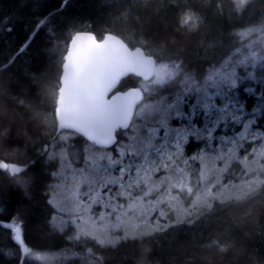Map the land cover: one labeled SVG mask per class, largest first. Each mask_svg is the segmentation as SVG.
<instances>
[{"label":"snow or ice","instance_id":"1","mask_svg":"<svg viewBox=\"0 0 264 264\" xmlns=\"http://www.w3.org/2000/svg\"><path fill=\"white\" fill-rule=\"evenodd\" d=\"M121 2L114 0L117 4ZM127 2L134 5L137 0ZM243 3L244 0H237V7ZM70 5L71 0H57L51 9L38 15L33 13L31 24L23 25V39L0 61V72H8L21 57L26 56L29 62L34 54L47 59L48 46H54L60 28L67 27L58 25L56 20ZM192 20L193 14H188L181 24L187 26ZM3 22L4 18L0 17V25ZM13 30L11 26H0V34H11ZM145 40L151 41V38L145 37ZM142 46L150 48L151 43ZM237 55L239 59L217 61L219 67L213 65L214 70L207 74L202 86H197L200 82L185 74L184 87L175 91L174 96L164 95L178 83L177 78L183 71L181 63H157L159 57L153 59L141 47L130 50L128 44L110 33H101L100 39L91 31H77L70 36L64 47L58 97L52 109L56 135L41 138V146L31 151L44 161V168L56 166L65 170L48 171L49 178L75 180L77 172L90 174L75 184L74 209H60L75 213L70 214L60 231L63 234L77 230L67 239L78 246L89 239L93 241L96 251L88 249V253L97 264H107L106 253L117 251L128 241L142 243L154 234L181 225L191 227L222 208L244 209L257 194H264L261 178L264 164L260 163L264 160V144L259 150L255 147V142L264 141V130L258 127L253 130L264 119V76L258 78L248 70L258 66L264 69V56L249 49L247 54L238 52ZM237 67L243 74H238ZM134 77L142 78L137 86L118 90L126 86L122 83L125 78ZM23 78L32 88L37 87V77L31 74L30 68L24 71ZM238 81L245 84L243 92L254 98L250 111L247 101L240 97ZM247 81L253 83L248 85ZM12 101H16L15 96ZM233 126L243 131L230 136L228 130ZM247 137L251 140H246ZM0 138L5 141L12 138L2 122ZM73 140L75 143H70ZM88 142L99 146L105 155H89ZM222 143L232 144L233 148L210 155ZM50 144L61 151H52ZM249 148L256 157L255 168L247 163ZM239 155L243 156L242 160ZM69 156L74 158L70 160ZM37 162L0 160V171L10 175L22 201L32 198L29 188L34 181L29 172ZM68 171L72 172L71 177L66 174ZM154 176L158 182L153 181ZM44 196L52 207L48 193ZM205 208L207 211H202ZM134 218L140 223H133ZM106 220L110 224L105 227ZM255 220L256 214L249 209L236 217L233 224H254ZM82 224L88 226L87 230ZM0 227H7L9 240L15 246V251L0 248V260L13 259L16 264H25L31 245L26 238L21 209L13 210L11 203L2 199ZM261 230L264 231V225ZM214 246L227 252L235 244L220 247L218 238L208 237L206 248ZM72 258H79V253Z\"/></svg>","mask_w":264,"mask_h":264},{"label":"trees","instance_id":"2","mask_svg":"<svg viewBox=\"0 0 264 264\" xmlns=\"http://www.w3.org/2000/svg\"><path fill=\"white\" fill-rule=\"evenodd\" d=\"M56 4L57 0H0V17L4 18L0 26L14 29L11 34H0V61L6 59L23 39V25L31 24L33 13L38 15ZM188 14H193V20L183 26L181 21ZM56 23L67 27L60 28L58 38L53 41L54 46H48L47 59L34 54L29 62L26 56L21 57L8 72H0V122L10 130L12 137L10 141L0 138V160L9 163L38 160L29 172L34 181L29 188L31 200L19 199L21 193L15 182L3 171H0V199L11 203L13 210L21 209L26 238L31 245L25 264H97L88 253V249L96 251L93 241L89 239L86 244L78 246L75 241L67 239V236L75 234L74 229L62 234L55 226L53 217L57 209L54 205L49 207L44 193L47 192L51 199L56 178H49L46 173L58 169L56 166L44 168V161L31 151L41 146V138L56 135L52 109L58 97L66 42L80 30L92 31L98 38H101V33L112 32L131 46L150 42L151 47L144 48L149 54L159 57L157 63L183 65L178 83L185 74L202 81L213 65L219 66L217 61L224 62L264 30V0H244L239 8L237 0H137L134 5L127 0H122L121 4L114 3V0H71L70 7L57 18ZM245 32L248 35H241ZM145 37H150L151 41H146ZM29 68L37 77L36 88L23 78L24 71ZM258 75L264 76V69L261 68ZM138 80L142 79L125 78L122 83L126 86L118 90L137 86ZM252 83L246 82L248 85ZM244 86L241 83L239 94L247 101L250 111L255 101L243 92ZM13 96L16 97L15 102L12 101ZM254 127L264 130V119ZM70 143H75V140ZM49 146L52 149L53 145ZM48 185L51 187H46ZM249 209L256 214L254 224L234 225L235 218L243 216ZM262 225L264 194H257V198L251 199L244 209L222 208L191 227L181 225L162 234H154L142 243L128 241L117 251L106 253L107 264H264ZM208 237L218 238L220 247L226 243H234L235 247L227 252H221L215 246L206 248ZM0 248L6 252L15 251L7 227H0ZM77 253L79 258H72ZM0 264H16V261L3 259Z\"/></svg>","mask_w":264,"mask_h":264},{"label":"rangeland","instance_id":"3","mask_svg":"<svg viewBox=\"0 0 264 264\" xmlns=\"http://www.w3.org/2000/svg\"><path fill=\"white\" fill-rule=\"evenodd\" d=\"M247 49L251 50V51H255L257 52L260 56H264V30L262 32H260L258 35H256L255 37L251 38L247 44L241 49H237L229 58H227L224 62L226 61H232L233 59H239L240 57L237 55L238 52H245V54H247ZM216 67H219V66H216ZM261 69V67H256V68H249L248 70L249 71H253L254 74L259 78V75H258V71ZM214 68L212 67L208 73L210 71H213ZM237 71H238V74H243V70L242 69H239L237 67ZM188 76H191V75H188ZM193 77V76H191ZM194 78V77H193ZM206 78V77H205ZM205 78L202 80V81H199L200 83L197 85V86H202L203 83H204V80ZM239 83V81H238ZM184 87V76L179 80V83L173 88V89H170V92L169 93H164V95H169V94H175V91H179L181 88ZM139 110V106H138V109ZM253 130L255 131L256 128L253 126ZM238 131H243V128H240L238 126H233L231 127L229 130H228V134L230 136H236ZM246 140L250 141L251 140V137H247ZM241 143H245V141H241ZM261 144H264V141H257L255 142V147L259 150L261 148ZM89 155H92L94 157H99L101 155H105V152L104 150H102L101 148H98L96 146H92L91 143L89 144ZM233 148V145L232 144H229V143H222V144H219L217 146V152L215 153H210V155H216V154H219L221 152H227L228 150L232 149ZM52 151H55V152H60L61 149L59 147H54L52 146ZM68 151V150H67ZM108 151H111V149H108ZM249 155H248V160H247V163L250 167H253L255 168L257 165L254 163V161L256 160V157L251 155V151L252 149L249 148ZM113 155H115V153H113ZM239 159H243V156L242 155H239L238 156ZM69 159L71 160L72 158L69 156ZM106 163V161H105ZM208 167L211 168L212 166V162L209 160L208 162ZM260 163L264 164V160H261ZM22 166V165H21ZM75 167V166H74ZM62 172H64L65 170L64 169H58ZM69 177L72 176V172L71 171H68L66 173ZM113 175H116L115 172L112 173ZM160 176L162 175H165L164 173H160L158 174ZM168 175H171V173H168ZM90 174L85 172L83 175L79 174L78 172L76 173V179L73 180V179H68V180H65L63 178H56L55 182L53 183V186H52V190H51V200L53 201V205L55 206V208L57 209V213L54 214V217H53V221L55 223V226L58 227L59 229H62L65 227V222L69 219L70 217V214L71 215H75L74 212L70 213L69 211H65V212H61L60 209L61 208H66V209H74V206H75V198H74V193H75V184L76 182L78 181H81V180H84L85 177H89ZM262 179H264V177H261ZM153 181L154 182H158V178L157 176H154L153 177ZM153 196L156 195L155 193L152 194ZM186 206V205H185ZM167 210V209H165ZM207 209H202V211H206ZM133 223H140L139 220H136L135 218L133 219ZM110 224V221H105L104 222V226L106 227L107 225ZM82 227H85V229L87 230L88 226L87 225H81ZM97 229L100 228V224L99 222H97ZM75 230V229H74ZM76 231L75 230V234H76ZM74 234V235H75ZM97 234L98 235H101V233L99 231H97Z\"/></svg>","mask_w":264,"mask_h":264},{"label":"water","instance_id":"4","mask_svg":"<svg viewBox=\"0 0 264 264\" xmlns=\"http://www.w3.org/2000/svg\"><path fill=\"white\" fill-rule=\"evenodd\" d=\"M80 31H89V30H80ZM92 32V31H91ZM94 33V32H93ZM113 34V35H116L119 39H121L124 43H126V44H128L123 38H121L119 35H117V34H115V33H112V32H108V33H106V34ZM95 34V33H94ZM96 35V34H95ZM97 36V35H96ZM97 39H100V38H98L97 37ZM128 47H129V49L130 50H135V48L137 47H141V49H142V51H144V53L146 54V55H150V56H153V59H156V57L154 56V55H152V54H149L147 51H146V49L144 48V47H142V46H131V45H129L128 44ZM142 79V78H141ZM133 87H135V86H133ZM131 88V87H130ZM129 89V88H128ZM128 89H125V90H120V91H126V90H128ZM98 148H100L99 146H97Z\"/></svg>","mask_w":264,"mask_h":264}]
</instances>
